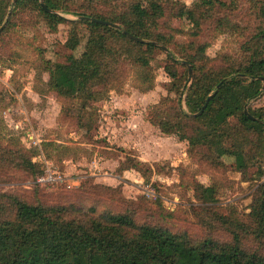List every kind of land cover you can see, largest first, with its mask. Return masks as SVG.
Returning a JSON list of instances; mask_svg holds the SVG:
<instances>
[{
  "label": "trees",
  "instance_id": "trees-1",
  "mask_svg": "<svg viewBox=\"0 0 264 264\" xmlns=\"http://www.w3.org/2000/svg\"><path fill=\"white\" fill-rule=\"evenodd\" d=\"M169 2L170 10H175L178 18L190 19L197 27L203 15H197L198 8L212 10L225 6L218 0H201L194 7L178 0H87L85 4L79 0H43L44 9L40 0H16L14 4L13 0H0V26L10 11L12 15L26 9L37 11L52 31L60 23L70 25L64 46L72 52L82 39L79 28L87 29L79 56L67 54L65 63L46 61L44 71L48 74L46 89L65 101L79 102L62 108L60 113L73 117L79 128L88 130L93 123L92 103L104 99L117 86L119 68L128 63L137 70L138 79L142 78L138 89L151 90L154 85L151 57L156 49L166 47L168 62L164 70L171 86L168 94L148 109V122L163 134L186 141L188 151L204 150L206 159L215 165L222 164L224 156L233 158L235 170L244 179L249 167L257 166L256 177L261 179L264 177V30L247 44L245 51L249 54L242 61L215 69L205 57L208 47L205 43L192 41L169 51L174 46L173 36L159 30V19L165 15L164 4ZM260 5L258 9L264 20V0ZM64 14L77 18L67 19ZM80 17L109 21L121 28ZM11 24L8 20L4 29ZM123 31L141 41L130 39ZM172 51L180 55V60ZM183 61L192 69L190 84ZM177 64L184 67L182 73ZM218 84L202 113L193 116ZM35 90L39 93L37 87ZM261 97L262 105L252 110L251 103ZM245 107L255 119L245 114ZM14 146L0 148L1 160L8 157L35 177L43 173L44 167L41 161L33 159L42 152L49 160L50 148L61 147L46 142L26 155L19 139ZM123 164L143 174L147 171L127 157ZM196 191L203 202L215 203L212 187L197 182ZM249 208L247 224L237 218L223 221L220 216L229 227L232 243L219 244L208 238L191 242L186 235L160 226L138 225L129 213L106 212L74 218L72 212H77L76 208L44 205L39 201L29 203L0 192V264H264V254L241 247L244 235L264 239V180L259 183Z\"/></svg>",
  "mask_w": 264,
  "mask_h": 264
},
{
  "label": "rangeland",
  "instance_id": "rangeland-1",
  "mask_svg": "<svg viewBox=\"0 0 264 264\" xmlns=\"http://www.w3.org/2000/svg\"><path fill=\"white\" fill-rule=\"evenodd\" d=\"M86 1L79 0L84 4ZM178 1L187 7L201 2ZM218 1L225 6L197 9L198 16L203 13L199 27L190 19L178 18L175 10H170V2L164 4L165 15L159 19V30L173 36L174 46L169 51L192 41L205 43V57L215 69L226 68L248 56L245 47L264 30L258 9L261 0ZM64 16L77 18L71 14ZM8 20L12 24L2 30L5 32L0 38V148H15V140L19 139L29 155V150L36 146L34 139L40 141V147L46 142L55 143L61 147L50 148L49 161L67 176H80L81 183L69 191L56 184L39 186L30 171L18 168L8 157L1 160L0 151V192L29 203L39 201L76 208L77 212H72L74 218L106 212L129 213L138 225L160 226L186 235L191 242L208 238L219 244L232 243V234L223 221L237 218L247 224L246 214L264 177H256L257 166L253 165L244 179L235 170L233 158L224 156L222 164L215 165L206 159L204 150L188 151L186 141L165 135L148 122V109L167 95L171 86L164 70L168 62L165 50L156 49L151 57V90L138 89L142 78L138 79L137 70L124 63L119 68L117 86L104 99L92 103L95 108L91 129H81L73 117L60 113L62 108L79 102L65 101L46 89L48 74L44 68L46 61L65 63L67 54L79 56L87 29L79 28L82 39L72 52L64 46L69 24L60 23L52 31L42 16L30 9L10 13ZM187 50L195 53L193 49ZM172 52L180 60V55ZM177 69L184 71L180 64ZM262 103V97L251 103L252 110ZM84 120L87 122L88 117ZM126 157L147 171L143 174L126 168ZM197 182L213 188L215 203L202 201L196 191ZM241 247L264 254V239L244 235Z\"/></svg>",
  "mask_w": 264,
  "mask_h": 264
},
{
  "label": "built area",
  "instance_id": "built-area-1",
  "mask_svg": "<svg viewBox=\"0 0 264 264\" xmlns=\"http://www.w3.org/2000/svg\"><path fill=\"white\" fill-rule=\"evenodd\" d=\"M39 142L40 141L38 139L33 140L34 145L38 146V148H40ZM34 159V161H41L44 167L43 173L35 177V183L37 185L46 187L56 184L57 186H63L67 190L77 188L80 185V176L73 178L61 173L49 160L44 157L42 152Z\"/></svg>",
  "mask_w": 264,
  "mask_h": 264
},
{
  "label": "water",
  "instance_id": "water-1",
  "mask_svg": "<svg viewBox=\"0 0 264 264\" xmlns=\"http://www.w3.org/2000/svg\"><path fill=\"white\" fill-rule=\"evenodd\" d=\"M15 2H16V0H13V4H14ZM40 5H41L42 8H44V9L46 8L45 5H44V3H43V0H40ZM10 13H11V11L7 14L6 20H5V21L3 22V24L0 26V33H1L2 30L4 29V27H5L6 23H7V20H8V18H9V16H10ZM80 18H81V19H82V18H84V19H89V20L92 21V22L101 23V24H103V25H107V26H110V27H113V28H117V29H120V28H121L118 24H116V23H112V22H109V21H105V20H100V19H96V18H88V17H80ZM123 33L126 34V35H127L130 39H132V40H135V41H141V39H140L139 37H136V36L132 35L131 33L127 32V31H123ZM161 49L167 51V48L164 47V46H161ZM183 64H185V65L187 66V70H188V80L190 81V80H191V76H192V69H191V67H190V65L188 64L187 61H183ZM218 87H219V84L217 85L216 90H215L212 94H210V95L207 97L206 102H205V104L202 106V108H201L197 113L192 114L193 116H196V115H199V114L202 113V111H203V110L205 109V107H206L207 102H208V101H209V100L215 95V93H216ZM245 114H247L251 119H255L254 116H252L250 113H248L246 107H245Z\"/></svg>",
  "mask_w": 264,
  "mask_h": 264
},
{
  "label": "crops",
  "instance_id": "crops-1",
  "mask_svg": "<svg viewBox=\"0 0 264 264\" xmlns=\"http://www.w3.org/2000/svg\"><path fill=\"white\" fill-rule=\"evenodd\" d=\"M8 69V68H7Z\"/></svg>",
  "mask_w": 264,
  "mask_h": 264
}]
</instances>
